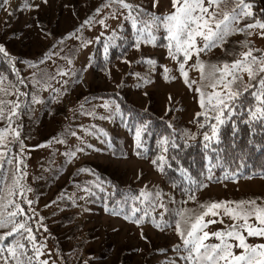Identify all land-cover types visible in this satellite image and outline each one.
<instances>
[{
	"label": "rangeland",
	"instance_id": "374dc122",
	"mask_svg": "<svg viewBox=\"0 0 264 264\" xmlns=\"http://www.w3.org/2000/svg\"><path fill=\"white\" fill-rule=\"evenodd\" d=\"M260 1L264 5V0ZM126 2L132 3L131 0ZM108 3L109 0L0 2V44L12 57L27 82L32 97V109L26 119V127L24 128L23 124L17 129L21 130L20 138L25 145L22 163L17 164L14 159L20 153V148L15 153L10 147L12 156L9 158H13L20 172H23L21 185L25 186V196L32 201L35 214H39L38 218L44 216L47 226L54 231L53 240L42 229L49 242L41 248V256L48 264H70L76 258L79 259L85 252H81L75 242L81 240H84L86 248L90 249V254L83 256L85 261H90L91 264H116L117 261L119 264H141L145 256L149 264H171L174 257L172 247L182 243L175 230H158L150 225L139 226L106 213L99 206L83 200L85 192L81 191V184L91 180L90 174L84 171V163L97 165L124 184L133 183L153 188L161 184L160 172L148 160L131 152V141L126 133L113 126L109 119L93 116V111H102L103 108L93 106L96 102L90 98V94L98 90L121 88L127 97L138 105L151 106L187 130L194 129V117L197 112L202 111L199 103L200 93L194 89L201 88L203 84L207 89V96L219 90V86L217 89L210 86L219 76L218 72H213L212 66L222 68L225 62L231 64L234 58L223 45L202 52L200 60L205 64V73L208 75L206 81L205 78L201 79L199 68L190 67L196 62V55L193 54L189 59L190 63L185 65L189 79L195 81L191 88L185 84L183 77H175L177 71L171 66L173 59L169 57L168 49L148 44L141 45L123 65L113 68L109 74L95 72L89 66L88 59L97 39L114 31L128 14L125 8H120V5L115 3L104 7ZM97 8H101L99 13L96 12ZM159 8L164 14L170 13L173 11L171 0H159ZM89 17H94L91 25L84 24ZM101 18L105 20L106 27L96 22ZM69 33L74 35L68 36ZM235 35L234 33L232 38ZM252 37L255 44L264 48V39L255 34ZM84 41L90 43L84 44ZM197 43L202 46L201 37H197ZM45 52L57 54L44 60ZM153 53L158 66L156 72H151V77L143 80L132 74L134 70L130 73V66L135 59L141 54ZM60 71L64 74L59 75ZM241 75L246 76V72ZM165 76L175 78L169 80ZM47 97L50 100L46 103ZM10 98L19 104L13 93ZM208 107L211 108L209 105ZM89 112L93 114H85ZM101 123H104L114 136L126 138L122 143L116 140V145L123 146L122 151L121 148L119 152L114 151V138L111 140L109 133L106 140L103 133L94 131ZM11 137V134L5 133L6 145ZM106 142H111V146ZM3 147L4 145H0V148ZM73 152L74 156L71 155ZM14 154L16 155L13 156ZM55 192L58 193L57 197L50 200ZM77 196H80V201L76 200ZM64 199L67 201L64 202ZM242 199H256L257 203L264 201V177L209 183L195 202L199 204L206 200L211 203ZM230 206L235 207L234 204ZM218 211V216L209 214L205 217L206 220H216V223L208 224L205 231L223 230L232 224L230 217L223 215V209ZM69 217L73 218V222L68 223ZM220 220H223V223H220ZM250 221L255 223L254 217L250 218ZM54 242L59 243V251L53 247ZM216 242L214 237L205 241ZM248 243H264V238L248 237Z\"/></svg>",
	"mask_w": 264,
	"mask_h": 264
},
{
	"label": "trees",
	"instance_id": "16d2710c",
	"mask_svg": "<svg viewBox=\"0 0 264 264\" xmlns=\"http://www.w3.org/2000/svg\"><path fill=\"white\" fill-rule=\"evenodd\" d=\"M131 1L133 5L131 17L129 16L128 9H126L128 14L122 19L119 26L109 34L101 35L97 39L91 56L88 59L89 66L93 71L106 75L109 74L113 68L123 65L132 53L143 44L168 49L167 45L169 41L163 23L153 20L154 17L166 15L159 8V0L155 7L152 6L153 0ZM255 4L256 18L264 21V14L260 13V9L264 8V5L260 0H255ZM226 6L228 10H231V0H228L227 5L222 3L220 9L217 10L221 16ZM120 8L122 7L120 6ZM133 19L137 21L136 27H133ZM148 20H153V23L141 35L138 30L145 26L142 22ZM245 22L251 23L253 20L252 18H247V20L240 21L241 24ZM233 34L231 36L229 34L225 38L223 48L227 52H230L233 58L236 59L239 53L247 51V48L241 47L240 43L245 40V35L243 33H235L236 35L232 38ZM138 36H140L139 41H137ZM247 39L252 42L250 47L264 50L262 46L255 44L252 36L247 37ZM137 43H139L138 48L135 47ZM252 54L259 56L260 52H253ZM148 59L155 61V63L149 64L147 62ZM177 59H182V54ZM189 63L190 61L187 62V64ZM157 66L158 64L156 63L154 53L152 55L141 54L140 57L132 62L130 73L134 70L132 74L135 75L138 73L139 76L135 75L136 77L146 80V78L151 77V72H156ZM171 66L177 71V76H174L178 78L180 73L176 60H172ZM0 76L4 78L0 82V88L7 90V94L4 91H0V100L5 101V105L3 106L5 111L7 112L12 107V105L7 103V101H11L10 97L12 93L14 99L19 101L18 114L12 121L11 128L18 129L19 127L20 129L23 124L25 128L27 123L26 119L30 116L32 109V104L30 103L32 100L31 90L9 53L7 57L0 53ZM204 78L208 81L205 68ZM242 78L245 82L249 80L247 73L246 76L242 75ZM168 79L170 80L172 78ZM20 80H23L24 83L20 84ZM252 83L255 84L256 81ZM206 90V87L202 84L201 91L205 94V105L208 107ZM254 90L256 89L250 88L248 92L242 94L236 104V110L233 112V115L227 117L225 123L220 126V142L212 141L207 149L204 147L202 137L204 130L199 129L197 124L198 120L201 122L204 121V116H195L194 121L196 127L187 130L180 124L175 123L166 114L158 113L151 106L142 107L133 102L121 88L91 92L90 98L96 102L93 106L103 108L102 111H93V116L98 115L107 118L113 126L125 132L131 141L129 149H131L134 155L148 160L151 164L152 160L158 159L161 155L165 157V161L163 171L152 164L161 175V184L154 188L142 187L133 183L124 184L117 177L105 172L97 165L84 163V171L90 174L91 180H86L81 184L83 185L81 191L85 192L83 200L90 201L109 214H112L113 210H115L117 213L115 215L123 219L128 215H135L137 218L143 217L142 223L139 226L150 225L158 230H175L176 223L179 221L181 229L185 230L190 226L185 221L194 219L196 213L203 211L199 205L210 203L208 200L200 202L199 204L195 202L198 195L209 183L246 179L255 176L264 177V175H261V173H264V120H253L249 122L247 115L249 107L254 108L257 105L255 98L250 95ZM49 100L50 98L47 97L45 102L47 103ZM105 101L109 102V108L107 109L103 107ZM116 104L120 106L119 111L115 109ZM213 115L214 113L209 110V116ZM145 123H147V126L142 130L141 136L139 137L141 146L137 147L136 128ZM233 123H235V129L233 128ZM32 124L33 122H31V126ZM169 124L172 127H169ZM8 126L7 119H4V121L0 119V129L7 128ZM97 128L94 131L103 133L106 140L109 138L108 133L111 135V140L112 137L114 138L115 152H119V148H121V151L123 150L122 145H116V140L118 143H122V141L126 140L125 137L114 136L104 123L99 124ZM19 132L21 133V130ZM189 133H196V135L191 137ZM20 137L22 138V135ZM165 137L169 140L167 145L158 143V141ZM13 140L14 138L11 137L7 145L8 158L12 156L10 147L15 153H17L16 150L19 148L18 144L14 143ZM173 142L177 145L176 147H173ZM108 146H111V144ZM165 147L167 151H164ZM138 152L140 153L139 155H137ZM17 169H19V166L14 161L12 164H9L7 160H4L3 170L0 171V189H3V192H7V185L12 184L14 180L20 184L23 182L21 180V172L17 171ZM209 176L211 177L210 179ZM200 184L205 186L200 187ZM141 190L147 193V198L141 195ZM190 191L195 193V200L189 199ZM57 192L54 193L50 200L57 197ZM24 197H26L25 193L21 196L17 192L15 197L9 198L15 199L17 202H22ZM133 197H137L138 199L134 200ZM76 200L80 201V196H77ZM66 201L64 199V202ZM161 204L163 207H160ZM22 207L25 209V213L17 217V222H24L32 228L36 241L39 242L36 246L39 247L40 243L46 244V242H49L47 237L43 235L42 229L45 230V228L40 226L41 223L46 225V235L54 240V231L47 226L48 223H46L44 216H40L43 217V220L37 223L40 219L37 216L39 214H35L32 204L29 206L27 203H22ZM133 207L138 210L134 214L132 213ZM8 210L11 211L12 208L9 207ZM187 210L192 211L189 212ZM29 217L32 219L29 220ZM125 220L134 223L132 220ZM153 220L156 221L155 224ZM71 222H73V218L69 217L68 223ZM156 224H159L160 227H157ZM4 231L6 229L0 228V233ZM72 234L74 235L75 233L72 232ZM26 237L27 233H24L22 236L14 234L12 237H7L5 241L0 243H2L5 249L13 240L26 243L31 254L32 242L27 241ZM69 237L76 240L72 235H69ZM79 242H75L78 245L77 248L81 252H85L83 255H87L90 249L86 248L84 240ZM177 245L179 247H176ZM53 247L56 251L61 249L58 242H54ZM172 250L174 257L172 258L173 262L171 264H186L184 257L187 256V253L184 251L183 243L176 244L172 247ZM83 255L81 254L79 259L76 258L70 264H85V262L86 264H91L90 261H85ZM39 259L43 260L42 256ZM143 261L141 264H149L146 256ZM117 263L119 264V261ZM0 264H3L2 260H0Z\"/></svg>",
	"mask_w": 264,
	"mask_h": 264
},
{
	"label": "snow or ice",
	"instance_id": "6c2138e0",
	"mask_svg": "<svg viewBox=\"0 0 264 264\" xmlns=\"http://www.w3.org/2000/svg\"><path fill=\"white\" fill-rule=\"evenodd\" d=\"M2 3H7V0H0ZM46 2V0H44ZM158 0H153L152 6L155 7ZM228 0H171V7L173 11L162 16L154 17V21H160L163 23L165 30L167 31V39L169 41L168 55L171 59L176 60L179 65L180 76L183 77L185 84L188 87H192L195 81H191L188 77V72L185 65L191 59L192 55H196V62L190 67L199 68L201 72V79H204V68L205 64L200 60V54L205 52L212 47H216L218 44L223 45L225 38L232 33H243L245 40L241 41V47L247 48V51L239 53L238 57L234 59L231 64L225 62L222 68H217L213 65V72L219 73L210 84L213 89H217L207 96V103L211 108L205 105V94L201 91L200 87L194 89L195 92L200 93V107L203 109L201 112H197L196 116H204V121H197L199 129L204 130L202 137L204 141V147L207 149L212 141L220 142V126L225 123L227 117H231L233 112L236 110V104L239 98L244 92H248L250 88H255L250 95L255 98L257 105L256 107H249L247 115L249 122L253 120H264V50L255 49L250 47L251 41L247 37L256 35L264 39V21L256 18L255 14V0H231V10L225 7L222 16L217 11L220 9L222 3L227 5ZM113 3L120 5L122 8L128 9L129 16L133 5L127 3L126 0H109V3L104 7H110ZM39 7V5H35ZM138 7V6H137ZM101 8H97L96 12L99 13ZM260 13L264 14V8L260 9ZM252 18L253 22L240 23L241 20H247ZM94 17H89L84 21V24L91 25ZM153 20L143 21L145 25L138 31L143 35L146 28L153 23ZM97 23L107 26L103 18L96 21ZM137 21L133 19V27H136ZM214 25V26H213ZM83 27V24L81 25ZM258 30V31H257ZM79 31V29H77ZM151 35V33H149ZM50 35V33H45ZM74 33H69L68 36H72ZM197 37H201L203 40L202 46L197 43ZM140 36L137 37L139 41ZM61 41H58L60 43ZM84 44L90 43V41H84ZM55 47V45L53 46ZM139 47V43L135 45ZM174 49V51H173ZM253 52H260V55H253ZM0 53L5 57L8 56L4 46L0 44ZM55 52H45L43 55L44 60L51 59L52 55H56ZM182 54V59L177 57ZM242 57V58H240ZM41 63L43 61H40ZM70 62V61H69ZM149 64H154L155 61L148 59ZM167 73V68L164 69ZM246 72L249 80L243 81L242 73ZM59 75H63L62 71L58 72ZM135 75L139 76L138 73ZM231 77L230 79H227ZM172 78L175 77H167ZM3 77L0 76V82L3 81ZM256 81L255 84L252 82ZM20 84L24 81L20 80ZM120 85H117L119 87ZM0 91H4L7 94L6 89L0 88ZM17 91H19L17 89ZM172 97L169 94V101ZM35 100V97H33ZM214 101V103H213ZM12 107L8 109L7 116H5V105L4 100H0V119H7L9 126L4 129H0V145H4L0 148V171L3 170V162L7 160L9 164L13 163V158L7 157V145L5 140V133H9L13 136V142L19 145L20 153L14 158L17 164L22 163V155L25 151V145L23 140L20 138L21 134L17 129L11 128V123L18 114L19 104L13 101H7ZM83 108V105L80 106ZM104 108H109V102L105 101L103 104ZM119 104H116L115 109L119 111ZM209 110L214 115L209 116ZM92 115L93 113H85ZM147 126L139 125L136 128L137 147H140L139 137L141 136L142 130ZM169 127H172L169 124ZM235 129V123H233ZM75 135V133H73ZM191 137H194L196 133H189ZM55 140V137L52 138ZM51 141H49L50 143ZM62 142V141H61ZM158 143L167 145L169 143L168 138H162ZM187 143V141H185ZM177 145L173 142V147ZM167 151V148H164ZM140 153L138 152L137 155ZM75 155V153H71ZM165 157L159 156L158 159L152 160V164L157 166L163 171V164ZM17 171H21L17 169ZM23 175V172H21ZM264 175V173H261ZM211 177L209 176V179ZM6 179V177H5ZM195 183V182H193ZM200 187L205 185L200 184ZM7 192H3L0 189V228L6 229L3 233H0V242L6 240L7 237L15 235H23L27 233V241L32 242L31 254L26 243H21L17 240H13L11 244L7 245L5 249L0 243V260L3 264H48L47 260H40L39 257L42 255L41 248L45 247L43 243H40L37 247L38 241L33 233L30 226H27L24 222H17V217L22 216L25 213V209L22 207V203H27L31 206L32 201L23 198L22 202H17L15 199L9 197H15L17 192L23 196L25 186L21 185L18 181L14 180L12 184L7 185ZM31 191V189H28ZM141 195L147 198V193L141 190ZM159 195V193H157ZM133 199H138L133 197ZM189 199L195 200V193L189 192ZM234 204L235 207L230 205ZM47 206V205H46ZM9 207L12 208L9 211ZM160 207H163L161 204ZM199 207L203 211H199L194 215V219L186 220L185 223L190 226L185 230L181 229L179 221L176 223L175 231L180 236L184 245V251L187 256L184 257L186 264H264V243H248V237H259L264 238V201L257 203L256 199L239 200V201H219L211 202L206 204H200ZM219 209H223V215H227L232 220V224L228 225L223 230L217 231H205L204 229L208 224L216 223L214 219H205L206 216L211 214L215 217L220 215ZM31 210V209H30ZM107 210V209H106ZM138 210L133 207L132 213H136ZM191 212L192 210H187ZM113 215L117 214L113 210ZM147 214V213H145ZM254 217L255 223L250 221V218ZM32 218L29 217V220ZM125 219L132 220L135 224L140 225L143 217L137 218L135 215L125 216ZM43 220V217L37 221ZM155 224L156 221L153 220ZM223 223V220H220ZM41 227L46 226L41 223ZM160 227L159 224H156ZM23 230V231H21ZM246 233V235H245ZM209 237H214L216 243H205ZM176 247H179L177 245ZM238 250V251H237ZM54 264V262H53ZM86 264V262H85Z\"/></svg>",
	"mask_w": 264,
	"mask_h": 264
}]
</instances>
